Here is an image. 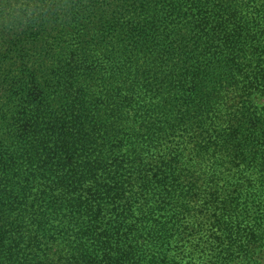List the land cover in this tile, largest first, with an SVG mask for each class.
<instances>
[{"label": "trees", "instance_id": "obj_1", "mask_svg": "<svg viewBox=\"0 0 264 264\" xmlns=\"http://www.w3.org/2000/svg\"><path fill=\"white\" fill-rule=\"evenodd\" d=\"M264 0H0V264H260Z\"/></svg>", "mask_w": 264, "mask_h": 264}, {"label": "rangeland", "instance_id": "obj_2", "mask_svg": "<svg viewBox=\"0 0 264 264\" xmlns=\"http://www.w3.org/2000/svg\"><path fill=\"white\" fill-rule=\"evenodd\" d=\"M261 260H260V264H264V251H263V253L261 254Z\"/></svg>", "mask_w": 264, "mask_h": 264}]
</instances>
